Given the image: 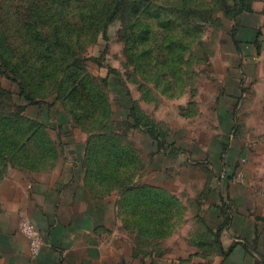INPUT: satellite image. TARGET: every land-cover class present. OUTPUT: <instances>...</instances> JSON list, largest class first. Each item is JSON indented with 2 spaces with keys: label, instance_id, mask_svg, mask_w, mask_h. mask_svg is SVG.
Instances as JSON below:
<instances>
[{
  "label": "rangeland",
  "instance_id": "rangeland-1",
  "mask_svg": "<svg viewBox=\"0 0 264 264\" xmlns=\"http://www.w3.org/2000/svg\"><path fill=\"white\" fill-rule=\"evenodd\" d=\"M221 88L243 137L264 131V0H0V173L84 152L120 184L157 136L206 146Z\"/></svg>",
  "mask_w": 264,
  "mask_h": 264
},
{
  "label": "crops",
  "instance_id": "crops-1",
  "mask_svg": "<svg viewBox=\"0 0 264 264\" xmlns=\"http://www.w3.org/2000/svg\"><path fill=\"white\" fill-rule=\"evenodd\" d=\"M221 89L214 113L225 124L206 146L189 130L157 136L120 184L84 152L40 172L0 173V264H264V173L254 170L264 131L243 137L245 96ZM24 223L41 238L37 253Z\"/></svg>",
  "mask_w": 264,
  "mask_h": 264
},
{
  "label": "built area",
  "instance_id": "built-area-1",
  "mask_svg": "<svg viewBox=\"0 0 264 264\" xmlns=\"http://www.w3.org/2000/svg\"><path fill=\"white\" fill-rule=\"evenodd\" d=\"M240 178V175H238ZM23 229L28 233L30 237V244L32 253H37L41 244V238L32 224L24 223Z\"/></svg>",
  "mask_w": 264,
  "mask_h": 264
},
{
  "label": "trees",
  "instance_id": "trees-1",
  "mask_svg": "<svg viewBox=\"0 0 264 264\" xmlns=\"http://www.w3.org/2000/svg\"><path fill=\"white\" fill-rule=\"evenodd\" d=\"M248 13H250V12H248ZM237 24H238L239 28L242 29V30L246 29V27H247L243 23H240L239 21L237 22ZM230 36H231V39H232L234 45L241 44V43L251 44L252 45V44H255L256 41H257V37H256L257 34L255 35V37L252 40H248V41L237 37V32L236 33L235 32L231 33ZM229 169H230V167H229ZM227 172L229 173L228 174L229 178H231L234 175V173H233V171L231 169L229 171H227Z\"/></svg>",
  "mask_w": 264,
  "mask_h": 264
}]
</instances>
